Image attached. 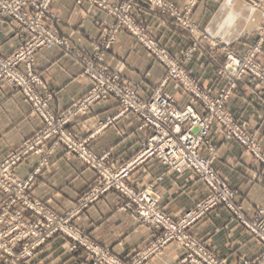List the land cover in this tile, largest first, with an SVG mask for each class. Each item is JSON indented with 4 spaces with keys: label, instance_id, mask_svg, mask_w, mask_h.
Here are the masks:
<instances>
[{
    "label": "built area",
    "instance_id": "built-area-1",
    "mask_svg": "<svg viewBox=\"0 0 264 264\" xmlns=\"http://www.w3.org/2000/svg\"><path fill=\"white\" fill-rule=\"evenodd\" d=\"M54 1L0 0V18L19 34L16 50L7 56L0 54V88L7 86L13 92L21 93L32 112L43 122L40 133L26 140L8 158L0 160V264H33L36 252L55 236H63L72 253L82 251L92 264H146L162 256L172 244L184 253L177 264H227L206 241L189 232L191 226L218 205H224L238 223L264 244V203L255 217L246 215L238 200V189L222 178L214 167L217 147L209 139L214 123L219 124L224 138L238 141L264 172V148L258 131L246 127L227 107L230 96L246 74L264 86V65L258 60L264 42V0H243L263 14V20L256 28L259 40L245 53L224 46L222 40L210 38L201 30L192 16L198 0H190L183 7L168 0H124L121 3L76 0L77 4L89 2L113 19L100 46L99 40L93 38V56L77 49L60 32V18L52 9ZM142 5L191 34L192 42L182 59H176L135 16V11L144 7ZM119 30L129 32L149 51L165 68V82L177 83L183 92L197 101L201 110L192 103L179 105L176 97L163 88L165 82L145 99L139 93L137 82L125 79L118 71L102 64L101 58L112 48ZM205 42L211 49L221 47L226 58L216 71L222 83L214 90L203 87L185 66ZM49 46L72 57L81 66V74L91 82L86 96L61 115L52 109L53 94L35 67L37 54ZM42 88L44 94L40 92ZM101 100H115L120 107L119 114L131 113L140 120L141 129H149L138 152L121 166L109 164L108 154H96L87 140L75 138L67 129L71 115L85 113L93 103ZM52 139L54 145L63 146L95 172L94 185L82 198L81 208L63 214L32 195L30 185L34 174L21 179L15 172L16 166L30 155L44 154L45 142ZM204 146L208 149L206 154L201 151ZM152 159L161 161L168 170H192L197 179L208 186L210 193L181 218L171 217L160 207V195L152 185L138 188L133 183L134 172ZM111 191L122 200L117 207L119 210L129 212L154 233L150 242L129 259L98 244L75 222L83 207ZM243 264H264V250Z\"/></svg>",
    "mask_w": 264,
    "mask_h": 264
},
{
    "label": "crops",
    "instance_id": "crops-1",
    "mask_svg": "<svg viewBox=\"0 0 264 264\" xmlns=\"http://www.w3.org/2000/svg\"><path fill=\"white\" fill-rule=\"evenodd\" d=\"M110 1L121 3L124 0ZM168 1L183 7L190 0ZM142 6L135 11V16L176 59H182L192 42L191 34L168 18L165 21L146 5ZM52 9L60 18V32L89 56L95 53L93 38L99 40L100 46L113 24L110 15L86 1L77 4L76 0H55ZM192 16L210 38L222 40L224 46L237 52H247L259 40L256 28L261 24L263 14L243 0H198ZM18 45L19 34L0 18V54L10 55ZM225 60L221 47L211 49L205 42L185 66L203 87L214 90L222 83L216 71ZM258 60L264 65V42ZM101 63L118 71L125 79L137 82L139 93L145 99L162 86L167 77L163 65L126 30L115 33V42L109 51H105ZM35 67L53 94L52 109L60 115L82 100L91 87L90 80L81 74V66L57 47L42 49L36 56ZM163 88L176 97L179 105L192 103L201 110L197 101L183 92L177 83L168 80ZM40 92L45 93L43 88ZM227 107L246 127L258 131L264 148V86L246 74L230 96ZM119 108L115 100H101L93 103L87 112L71 115L67 125L75 138L87 140L96 154H108L109 164L116 167L138 152L142 140L149 133L148 128H140L141 122L136 116L119 114ZM42 129L41 118L32 112L24 96L7 86L1 87L0 160L8 158ZM209 139L217 147L215 169L238 189V200L246 215L255 217L264 203L262 168L238 141L224 138L219 124L214 123ZM44 147V154H32L16 166L17 176L27 179L34 174L30 185L32 195L48 203L56 212L63 214L81 208L82 198L94 185L95 172L63 146L54 145L53 139L47 140ZM201 151L206 154L208 149L204 146ZM133 183L138 188L152 185L160 195L162 210L175 219L187 214L210 193L208 186L199 181L192 170H168L158 159H152L136 170ZM121 201L111 191L83 207L75 222L98 244L110 247L116 255L129 259L150 242L154 233L129 212L119 210L117 207ZM189 232L206 241L227 264H243L264 250V244L238 223L224 205L216 206L191 226ZM183 254L182 249L172 244L162 256L146 264H177ZM33 264L92 262L82 251L72 253L69 242L63 236H55L36 252Z\"/></svg>",
    "mask_w": 264,
    "mask_h": 264
}]
</instances>
